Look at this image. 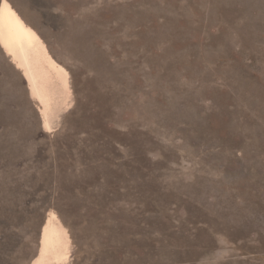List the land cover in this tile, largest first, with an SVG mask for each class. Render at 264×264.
Listing matches in <instances>:
<instances>
[{
	"label": "rangeland",
	"instance_id": "374dc122",
	"mask_svg": "<svg viewBox=\"0 0 264 264\" xmlns=\"http://www.w3.org/2000/svg\"><path fill=\"white\" fill-rule=\"evenodd\" d=\"M7 1L77 101L45 131L0 49V264L51 210L71 264H264V0Z\"/></svg>",
	"mask_w": 264,
	"mask_h": 264
},
{
	"label": "bare ground",
	"instance_id": "6f19581e",
	"mask_svg": "<svg viewBox=\"0 0 264 264\" xmlns=\"http://www.w3.org/2000/svg\"><path fill=\"white\" fill-rule=\"evenodd\" d=\"M0 49L24 76L44 130L59 126L76 105L73 72L55 59L51 47L7 0L0 5ZM81 53L92 59L89 49ZM74 253L70 229L51 210L33 264H71Z\"/></svg>",
	"mask_w": 264,
	"mask_h": 264
}]
</instances>
